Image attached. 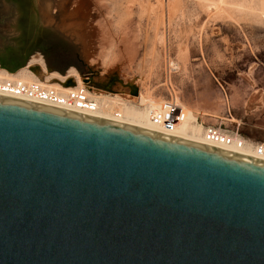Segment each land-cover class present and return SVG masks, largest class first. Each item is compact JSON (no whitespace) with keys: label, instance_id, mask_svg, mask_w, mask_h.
Returning a JSON list of instances; mask_svg holds the SVG:
<instances>
[{"label":"water","instance_id":"obj_1","mask_svg":"<svg viewBox=\"0 0 264 264\" xmlns=\"http://www.w3.org/2000/svg\"><path fill=\"white\" fill-rule=\"evenodd\" d=\"M0 264H264V159L0 97Z\"/></svg>","mask_w":264,"mask_h":264},{"label":"rangeland","instance_id":"obj_2","mask_svg":"<svg viewBox=\"0 0 264 264\" xmlns=\"http://www.w3.org/2000/svg\"><path fill=\"white\" fill-rule=\"evenodd\" d=\"M263 13L264 0H0V68L81 78L137 110L172 100L264 146Z\"/></svg>","mask_w":264,"mask_h":264},{"label":"bare ground","instance_id":"obj_3","mask_svg":"<svg viewBox=\"0 0 264 264\" xmlns=\"http://www.w3.org/2000/svg\"><path fill=\"white\" fill-rule=\"evenodd\" d=\"M215 8V7H214ZM218 9V8H217ZM264 14V13H263ZM36 66V65H35ZM32 65H29L26 68H23L16 73H9L8 71L0 68V77L5 78L10 81H15L18 83L23 84H32V83H39L41 84V81L39 78H37L31 71L30 68ZM73 72V71H72ZM42 77H54L52 75H49L48 72L41 73ZM73 75V74H72ZM56 76V75H55ZM59 79L63 81V77L56 76L53 80H55V83L49 82L47 87L56 89V91L61 95L65 96L68 92L76 89L85 87L84 85H88L85 80L78 78L77 80V86L76 88H64V84L62 85L61 82H59ZM50 81V80H49ZM58 81V82H57ZM44 85V84H43ZM74 87V86H73ZM86 88V87H85ZM87 89V88H86ZM93 91V90H92ZM87 96L93 100L95 110L93 112H90L88 114L82 113L80 111H73L76 113H80L82 115L91 116L95 118H100L104 120H109L129 126H133L136 128L148 130L151 132L167 135L170 137L186 140L189 142L205 145L208 147L228 151V152H235L239 154H244L246 156L256 158V159H263L258 156L257 147L262 146L260 144L251 143L244 138H241L238 134H232L230 135L228 132L222 129H218L220 134L222 136H226L227 138H232L231 144L226 143H220V142H214L208 139L206 132L207 127H203V125H199L198 123H194L191 120V117L188 116L185 111L180 109L177 114L180 117L179 123L176 124L172 129L167 130L164 127L157 125L153 121V114L155 111H160L161 109L165 108V106L161 105H155L154 103L147 101L145 107H143L142 110L135 109V105L133 106L129 102L121 100L118 97L110 98L109 96H106L102 93H97L94 91V94H90L87 91ZM0 97H5L9 99H14L18 101L23 102H29L32 104H39L41 106H46L45 103L40 102H33L25 99L15 98L8 95L0 94ZM124 98V97H123ZM142 106V105H141ZM137 107V106H136ZM234 124L235 122L232 121ZM264 148V146H263Z\"/></svg>","mask_w":264,"mask_h":264},{"label":"built area","instance_id":"obj_4","mask_svg":"<svg viewBox=\"0 0 264 264\" xmlns=\"http://www.w3.org/2000/svg\"><path fill=\"white\" fill-rule=\"evenodd\" d=\"M0 94L33 102L45 103L50 106L64 108L72 111H80L86 114L95 110L94 102L87 96V89L85 87L76 88L68 92L65 96H61L56 90L49 88L43 84H23L0 77ZM179 111V105H176L172 100L168 101L165 105V108L161 109L160 111L154 112L153 121L157 125L170 130L179 123L180 117L177 114V112ZM218 129H221V126H208L206 132L208 139L214 142L231 144L232 138H227L226 136L223 137ZM226 132H228L230 135H239L238 132ZM257 152L258 156L264 159L263 145L257 147Z\"/></svg>","mask_w":264,"mask_h":264},{"label":"trees","instance_id":"obj_5","mask_svg":"<svg viewBox=\"0 0 264 264\" xmlns=\"http://www.w3.org/2000/svg\"><path fill=\"white\" fill-rule=\"evenodd\" d=\"M22 66L21 65H18V66H16V67H14V68H8L10 71H15V70H18V69H20Z\"/></svg>","mask_w":264,"mask_h":264},{"label":"crops","instance_id":"obj_6","mask_svg":"<svg viewBox=\"0 0 264 264\" xmlns=\"http://www.w3.org/2000/svg\"><path fill=\"white\" fill-rule=\"evenodd\" d=\"M233 120V119H232ZM235 122V120H233ZM236 123V122H235Z\"/></svg>","mask_w":264,"mask_h":264}]
</instances>
